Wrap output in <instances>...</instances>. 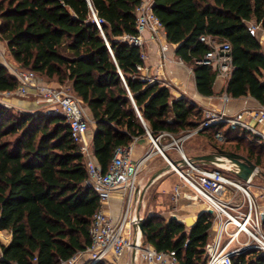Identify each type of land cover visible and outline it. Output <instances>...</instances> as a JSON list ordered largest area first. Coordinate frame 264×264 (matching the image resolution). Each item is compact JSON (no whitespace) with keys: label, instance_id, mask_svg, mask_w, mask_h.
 <instances>
[{"label":"trees","instance_id":"trees-1","mask_svg":"<svg viewBox=\"0 0 264 264\" xmlns=\"http://www.w3.org/2000/svg\"><path fill=\"white\" fill-rule=\"evenodd\" d=\"M141 1L0 0V40L19 67L71 86L91 113L92 146L103 172L118 147L148 131L155 137L192 133L184 141L189 157L221 148L264 168V145L248 139V131L227 123L198 129L204 110L196 102L175 98L169 86L142 78L140 47L119 39L137 33ZM153 12L167 41L177 45L176 55L192 68L201 94L214 93L216 72L197 62L210 48L201 37L210 36L232 45L234 69L226 92L264 104V0H153ZM94 13L102 19V29ZM251 23L260 27L255 35ZM17 85L0 58V90ZM218 131L228 139L220 141ZM87 176L85 157L65 116L0 104V231L12 235L9 244H0V264H62L86 249L100 207ZM214 220V212L203 210L188 227L174 217L146 213L145 239L159 251L175 252L180 264H206ZM232 264H264V251L238 253Z\"/></svg>","mask_w":264,"mask_h":264},{"label":"built area","instance_id":"built-area-1","mask_svg":"<svg viewBox=\"0 0 264 264\" xmlns=\"http://www.w3.org/2000/svg\"><path fill=\"white\" fill-rule=\"evenodd\" d=\"M136 14L137 33H126L119 39L140 47L143 63L137 64V69L141 71L142 78L150 82L158 81L145 74L148 54L143 33L149 30L156 34L164 28L153 12V0H142L136 9ZM94 21L102 29V19L95 13ZM258 29L260 27L256 24L249 25V30L253 35ZM201 40L205 41L210 48L197 62L210 65L216 72V77L229 80L234 69L231 43L228 40L218 41L210 36H202ZM179 60L183 62L181 58ZM11 72L18 80V85L13 90H0V104L12 107L11 99L15 96L23 98L34 95L41 112L65 116L71 128L72 138L78 143L79 152L85 157L88 170L85 182L100 196V207L94 213L89 229L90 244L85 250L79 251L62 263L75 264L83 254L89 255L88 264L101 260H106L107 264H114L110 260L116 263L126 251H131L133 248L132 220L135 216H132V208L135 192L139 175L147 167L152 152L145 153L139 159H133L131 145L118 147L110 168L103 172L96 159L89 134L93 120L87 115L86 107L72 91L71 86L48 82L35 71L19 66L11 67ZM231 98L226 91L222 94L225 104ZM203 110L204 120L198 129L227 123L231 128L245 129L248 133L244 135L248 139L264 145V104L256 108H245L234 114H229L224 108ZM191 134L177 137L170 132H162L155 137L148 131L154 147L167 161H173L166 153L169 148H175L179 153V159L183 160L172 163V170L181 179V182L173 188L172 202L177 204L180 197L184 195L192 199L201 198L215 213V234L205 247L206 264H232L234 255L251 248L264 251V207L258 202L257 194L252 190L254 178L250 177L243 181L235 175L231 177L225 173L224 168L228 170L226 166L216 165L219 167L208 168L203 163L192 161L184 150V141ZM239 135L242 136V134ZM164 137L169 138V142L160 140ZM216 137L220 141L228 139L222 131H218ZM183 187L190 188L193 194L185 193ZM117 189H122L125 194L126 207L121 220L115 223L113 217L104 210V204ZM242 233L248 237L247 242L240 241L239 237ZM140 239L139 234L137 241ZM140 252L145 255L149 264H180L175 252L159 251L148 243L140 249Z\"/></svg>","mask_w":264,"mask_h":264},{"label":"crops","instance_id":"crops-1","mask_svg":"<svg viewBox=\"0 0 264 264\" xmlns=\"http://www.w3.org/2000/svg\"><path fill=\"white\" fill-rule=\"evenodd\" d=\"M145 39V48L147 50L148 58L146 61L145 74L156 78L164 85L170 87L171 92L175 98L187 96L192 101L196 102L202 109L224 108L229 114H234L245 108H256L260 103L252 96H245L241 98H231L226 104L223 102L222 94L226 91L228 80L223 77H216L213 84L212 95H203L199 92L196 85L195 75L192 68L184 62L179 60L176 55V44L169 43L166 39V32L164 29L154 34L147 30L143 33ZM260 40L264 45V33L260 31ZM0 46L5 50L6 59L12 58L9 54L7 57L6 43L0 40ZM15 62V61H14ZM53 83V82H51ZM33 96V95H32ZM11 104L15 110L26 112H39L41 108L35 99L25 100L20 98H12ZM87 115L92 119L91 113L86 109ZM89 134H93L94 122L92 121ZM162 142H169V138L164 137L160 139ZM133 159L141 158L145 153L152 152V157L143 172L139 175L138 182L144 186L149 180L150 176L156 170L166 166L167 159L154 147L150 136H143L136 138L131 144ZM168 157L172 160L179 159V153L175 148L166 150ZM152 172V173H151ZM151 174V175H150ZM181 182L180 177L171 169L158 178L145 192L140 215L144 218L145 214L153 212L164 214L167 218L174 217L179 221L184 222L188 227H191L198 218L201 211L211 209L204 202L203 199H192L188 196H181L176 206L170 207L169 197L171 198L173 188L176 184ZM183 191L187 194H193L188 187H183ZM255 193V191H254ZM257 194V193H255ZM136 202L132 208V216L136 214ZM264 207V202L261 204ZM126 196L122 189L115 190L109 200L104 204V210L107 214L113 217L114 222L118 223L125 211ZM213 212V211H212ZM215 224L213 229L215 231ZM12 235L8 230L0 231V244L7 245L11 241ZM90 257L88 254L81 255L75 264H88ZM114 264H133L132 251H126L119 260ZM67 264V263H62ZM135 264H149L142 252L136 257Z\"/></svg>","mask_w":264,"mask_h":264},{"label":"water","instance_id":"water-1","mask_svg":"<svg viewBox=\"0 0 264 264\" xmlns=\"http://www.w3.org/2000/svg\"><path fill=\"white\" fill-rule=\"evenodd\" d=\"M191 160L203 164L224 165L228 167V171L243 181H246L250 177L254 178L256 175H263L262 169L244 155L221 148H216L215 151L210 153L193 156L191 157ZM182 161V159L173 160L172 162L167 161L166 166L153 172L144 186H141V183L138 182L135 192V202L137 204L136 214L135 218L132 220V226L134 229V244L131 250L133 264H135V260L140 252V249L147 244L143 227L144 218L140 215L144 194L147 189L165 173V171L172 168V163ZM139 234L141 239L137 241ZM143 256L145 257L144 254Z\"/></svg>","mask_w":264,"mask_h":264},{"label":"rangeland","instance_id":"rangeland-1","mask_svg":"<svg viewBox=\"0 0 264 264\" xmlns=\"http://www.w3.org/2000/svg\"><path fill=\"white\" fill-rule=\"evenodd\" d=\"M264 46V45H263ZM0 52H1V54H0V58H1V62H3L5 65H7V67L9 68V70H10V72H11V67H14V66H18L15 62H14V60L12 59V58H10V59H6V53H5V50L0 46ZM8 52V51H7ZM8 54L9 53H7V57H8ZM12 73V72H11ZM64 84H68V83H64ZM69 85V84H68ZM16 98H20V99H25V100H30V99H35V96L33 95H30V96H28V97H17V96H15ZM12 100V99H11ZM90 126H92V123H91V125ZM185 150V149H184ZM213 151H215V150H210L209 152H207V153H210V152H213ZM228 151H230V150H228ZM186 152V151H185ZM187 154V153H186ZM204 154H206V153H204ZM207 165V167L208 168H217V167H219V166H216V165H212V164H205V166ZM222 166V165H221ZM224 166V165H223ZM262 169V171H263V175H256L255 177H254V181H253V187H252V190L253 191H255V193H257V199H258V202L260 203V204H262V202H264V196H262V194H264V168H261ZM224 171H225V173H227L229 176H231V177H234V175H232V174H230V171H228L226 168H224ZM152 173V172H151ZM151 175V174H150ZM169 203H170V207L172 206V204H173V206H176V204L175 203H173L172 202V199L169 197ZM240 241L242 242V243H244V242H247L248 241V237L245 235V234H240Z\"/></svg>","mask_w":264,"mask_h":264},{"label":"bare ground","instance_id":"bare-ground-1","mask_svg":"<svg viewBox=\"0 0 264 264\" xmlns=\"http://www.w3.org/2000/svg\"><path fill=\"white\" fill-rule=\"evenodd\" d=\"M235 224H237V223H235ZM240 224V223H239Z\"/></svg>","mask_w":264,"mask_h":264}]
</instances>
